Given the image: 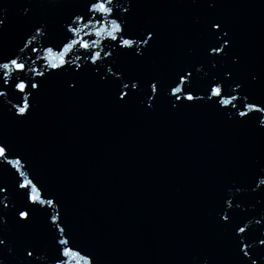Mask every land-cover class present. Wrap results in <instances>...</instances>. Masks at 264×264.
Returning a JSON list of instances; mask_svg holds the SVG:
<instances>
[{
  "label": "water",
  "instance_id": "water-1",
  "mask_svg": "<svg viewBox=\"0 0 264 264\" xmlns=\"http://www.w3.org/2000/svg\"><path fill=\"white\" fill-rule=\"evenodd\" d=\"M140 2L133 10L135 30L153 28L160 38L142 65L115 52L101 65L105 73L109 66L137 67L174 79L183 67L193 69L198 84L206 81L222 70L202 62L196 22L207 15L231 29L242 60L238 79L264 71V0H220L211 9L188 0ZM0 10L8 25L0 35V56H7L38 25L57 42L63 22L83 10V0H0ZM96 76L66 69L50 78L22 122L7 111L6 100L0 107V140L11 141L30 178L59 199L66 232L92 253L94 264H228L232 257L213 227L215 209L225 199L233 202V209L224 207L234 222L248 224L252 237L264 233V186L257 187L264 177L252 180L264 169V135L228 122L207 101L179 112L163 102L155 112L135 102L117 105L112 89L96 84ZM75 80L80 88L63 90L65 81ZM260 92L264 88L253 90V97ZM12 179L9 171L0 175L9 187ZM33 234L41 245L38 264H49L47 234H39L38 225ZM251 243L260 247L256 239Z\"/></svg>",
  "mask_w": 264,
  "mask_h": 264
},
{
  "label": "snow or ice",
  "instance_id": "snow-or-ice-1",
  "mask_svg": "<svg viewBox=\"0 0 264 264\" xmlns=\"http://www.w3.org/2000/svg\"><path fill=\"white\" fill-rule=\"evenodd\" d=\"M188 2L211 9L220 0ZM138 3L140 0H83V10L70 13L63 22V33L57 42L49 39L47 27L35 26L31 33L20 38L14 50L0 56V107L6 100L7 111L22 122L33 114L36 98L46 81L61 76L66 69L78 76L87 69L97 73L96 84L112 89L117 105L135 102L144 112H155L163 102L169 111L179 112L207 101L206 106L228 122L252 126L264 135V93L260 92L259 98L252 95L253 90L264 88V71L250 73L246 80L237 78L242 60L234 50L235 41L225 21L207 15L203 22H196L203 45L202 62L209 63L212 69L219 65L222 70L213 72L199 84L190 68H179L174 79H167L163 74L136 70L160 38L153 28L135 30L133 10ZM28 11L25 9V15ZM7 27L0 10V35ZM3 48L0 44V51ZM115 52L131 54L137 67H117L114 71L109 66L105 73L101 65L108 63ZM81 60L87 63L82 65ZM222 61L226 63L221 64ZM64 85L63 90L68 92L81 87L79 80L65 81ZM22 159L14 153L11 141L0 140V175L9 171L13 177L11 187L0 182V264H38L43 257L37 234H33L37 225L38 233H46L50 241L49 252L45 253L49 255V264H94L92 253L79 247L66 232L59 199L50 196L38 181L34 182V177L30 178ZM256 176L264 177V169L252 177L253 183ZM259 186H264V178L259 179ZM225 203L233 209L231 200H222L215 209L213 227L232 257L228 264H264V233L252 237L249 225L243 220L234 222V216L225 210ZM252 239L258 240L260 247L254 248Z\"/></svg>",
  "mask_w": 264,
  "mask_h": 264
}]
</instances>
